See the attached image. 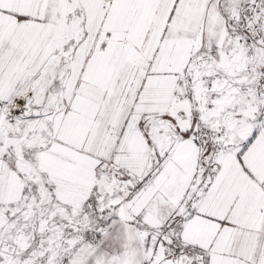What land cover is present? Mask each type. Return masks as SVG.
Instances as JSON below:
<instances>
[{
	"label": "snow or ice",
	"instance_id": "snow-or-ice-1",
	"mask_svg": "<svg viewBox=\"0 0 264 264\" xmlns=\"http://www.w3.org/2000/svg\"><path fill=\"white\" fill-rule=\"evenodd\" d=\"M0 264H264V0H0Z\"/></svg>",
	"mask_w": 264,
	"mask_h": 264
}]
</instances>
